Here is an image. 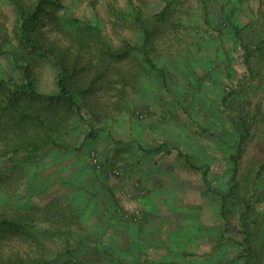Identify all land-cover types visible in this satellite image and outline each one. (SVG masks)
I'll use <instances>...</instances> for the list:
<instances>
[{
	"label": "rangeland",
	"instance_id": "rangeland-1",
	"mask_svg": "<svg viewBox=\"0 0 264 264\" xmlns=\"http://www.w3.org/2000/svg\"><path fill=\"white\" fill-rule=\"evenodd\" d=\"M61 1L66 24L73 18L94 20L96 13L105 38L117 43L111 33L110 8H125L126 0ZM144 3L148 14L164 7L163 0ZM174 8L183 26L172 35L178 41L168 43L183 50L171 58L160 55L157 63L164 76L143 73L138 90L128 94L131 115L103 108L106 100H116L115 92L109 91L113 98H101L95 106L104 116L101 123L88 119V125L73 127L62 138L68 151L43 149L11 162L0 161V177L10 174L15 161L28 171L25 183L9 189L0 183V212L14 214L16 206H44L53 199L68 205L76 202L84 229L81 236L88 239L77 248L66 247L43 223L37 228L38 234H44L40 246L9 239L0 245L3 255L38 260L44 253L50 264H125L124 258L110 254L115 244L108 239L114 231L108 224L101 231L100 214L139 226L147 217L140 200L159 199L155 192L160 189V245L150 250L151 256L159 254L165 264H237L236 255L242 256L246 249L240 245L245 239L243 223L251 250L247 261L252 257L264 264V50L253 51L248 65L239 40L252 46L264 39V0H176ZM14 19L12 8L0 0L1 34L10 32ZM122 33L139 39L135 31ZM164 42L168 44L162 40L160 48L165 52ZM11 70L12 64L0 54V72ZM35 71L40 91L55 92L53 67L39 61ZM223 98L240 105L249 127L236 164L232 156L236 158L243 131L233 122V110ZM89 126L98 127L94 139L86 138ZM139 142L164 143L168 152L158 158L141 151ZM177 150L196 167H208L209 184L200 168L190 169ZM92 153L97 154L101 170L94 166ZM114 170L119 175H112ZM234 174L237 187L232 189ZM229 190H233L230 197ZM220 196H225V215ZM130 205L142 213L137 222L125 216ZM120 245L123 249L125 241ZM220 250H226V256Z\"/></svg>",
	"mask_w": 264,
	"mask_h": 264
},
{
	"label": "trees",
	"instance_id": "trees-1",
	"mask_svg": "<svg viewBox=\"0 0 264 264\" xmlns=\"http://www.w3.org/2000/svg\"><path fill=\"white\" fill-rule=\"evenodd\" d=\"M4 1L12 8L15 19L10 32L0 33V54L12 64L11 71L0 72V161L11 162L43 149L68 151L69 147L62 138L73 127L88 125V119L101 123L104 116L95 109L96 104H101V98L112 99L114 96L115 102L106 100L103 108L131 115L128 94L138 90L143 73L157 72L164 76L163 68L157 63L160 55L171 58L183 50L178 45L171 48L168 43L178 41L172 35L183 26L182 18L174 8L176 0H163L164 7L151 14L144 12V0L140 4L137 0H126L125 8L111 7L110 15L114 19L111 33L116 44L105 38L96 13L94 20L73 18L66 24L62 16L65 6L61 0ZM127 29L137 32L139 39L133 40L122 33ZM236 31L239 34V30ZM162 40L168 43L164 42L165 52L160 48ZM239 40L247 51L246 63L249 65L251 53L264 50V39L252 46L243 45L241 37ZM4 45L9 48H3ZM39 61H47L55 70L56 91L53 93L39 89L35 71ZM109 91L115 94L110 96ZM226 99L223 98V104L233 110L232 120L244 132L238 140L236 158L232 156L236 164L237 157L244 150L249 127L241 115L240 105H231ZM74 122L77 125L73 126ZM89 129L86 138L94 139L98 127L89 126ZM139 148L145 153L168 152L164 143L148 150ZM177 152L190 169L198 168L187 155L180 150ZM199 168L204 181L209 184L208 167ZM27 175V169L15 161L10 174L0 177V183L9 189L17 182L25 183ZM236 187L234 174L231 188ZM230 192L233 190H229V197ZM220 197L222 214L225 215V196ZM76 204H62L53 199L44 206H16L18 209L14 214L0 212V245L9 239L22 238L40 246L44 234H38L37 228L47 223L64 246H81L88 238L81 236L84 229L81 211ZM242 227L245 239L240 245L246 246V256L242 258L245 264H260L252 257L247 261L251 250L245 224L242 223ZM65 252L69 254L70 251L66 248ZM3 254L0 251V264H50L44 253L38 260L19 254Z\"/></svg>",
	"mask_w": 264,
	"mask_h": 264
},
{
	"label": "crops",
	"instance_id": "crops-1",
	"mask_svg": "<svg viewBox=\"0 0 264 264\" xmlns=\"http://www.w3.org/2000/svg\"><path fill=\"white\" fill-rule=\"evenodd\" d=\"M139 144L145 150L156 148L160 145L157 144L154 146H145L141 142H139ZM151 154L160 158V152ZM155 193L160 199V189L158 190V192ZM156 199L154 197L147 196L145 199L143 198L142 200H140V202H142L143 211L147 217L144 222L139 226L134 225L131 221H123L118 217L111 218L108 216H103L102 212L100 214L101 216L99 218V221L100 226L102 228L101 231L105 228L104 226L106 224L110 225L112 227L111 230L114 231V233L108 240L110 242L114 241L115 249L112 248L113 250L110 251L111 253H109L116 256L117 258H124L125 264H159L162 262L164 263V259H160L159 254H156L154 256L150 255V250L152 249L153 251H156V248L158 247V245H160V200ZM121 233H123V235ZM103 239L104 234H101L100 240ZM122 241H125V247L123 249L122 245H120V242L123 243ZM143 242L146 244L141 245L140 243ZM220 251L221 256H226V250ZM243 255H245V253ZM243 255H236V258H239L237 259V264H245L244 258H242Z\"/></svg>",
	"mask_w": 264,
	"mask_h": 264
},
{
	"label": "built area",
	"instance_id": "built-area-1",
	"mask_svg": "<svg viewBox=\"0 0 264 264\" xmlns=\"http://www.w3.org/2000/svg\"><path fill=\"white\" fill-rule=\"evenodd\" d=\"M91 160H92L94 166L96 167V169L101 170L102 166H101V163H100L96 153H92ZM112 173H113L112 175H114V176L119 175V172L115 171V170ZM129 211L130 212L128 214H126L125 216L130 218L134 222H137L142 218V213L139 209H135L133 206L130 205Z\"/></svg>",
	"mask_w": 264,
	"mask_h": 264
}]
</instances>
